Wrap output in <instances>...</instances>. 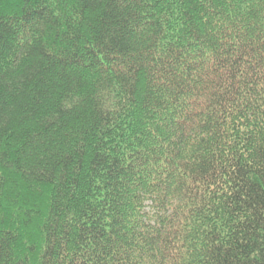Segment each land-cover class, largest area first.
Masks as SVG:
<instances>
[{
	"label": "trees",
	"instance_id": "trees-1",
	"mask_svg": "<svg viewBox=\"0 0 264 264\" xmlns=\"http://www.w3.org/2000/svg\"><path fill=\"white\" fill-rule=\"evenodd\" d=\"M0 264H264V0H0Z\"/></svg>",
	"mask_w": 264,
	"mask_h": 264
}]
</instances>
